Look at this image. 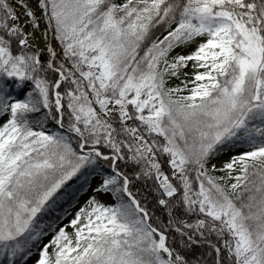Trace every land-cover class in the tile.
Returning <instances> with one entry per match:
<instances>
[{"label": "snow or ice", "instance_id": "obj_1", "mask_svg": "<svg viewBox=\"0 0 264 264\" xmlns=\"http://www.w3.org/2000/svg\"><path fill=\"white\" fill-rule=\"evenodd\" d=\"M264 264V0H0V264Z\"/></svg>", "mask_w": 264, "mask_h": 264}, {"label": "rangeland", "instance_id": "obj_2", "mask_svg": "<svg viewBox=\"0 0 264 264\" xmlns=\"http://www.w3.org/2000/svg\"><path fill=\"white\" fill-rule=\"evenodd\" d=\"M29 264H30V262H29Z\"/></svg>", "mask_w": 264, "mask_h": 264}]
</instances>
